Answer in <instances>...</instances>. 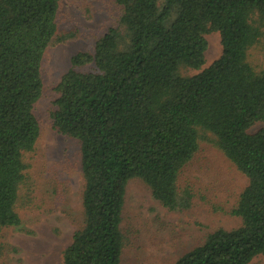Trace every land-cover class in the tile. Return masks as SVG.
<instances>
[{"label": "trees", "instance_id": "16d2710c", "mask_svg": "<svg viewBox=\"0 0 264 264\" xmlns=\"http://www.w3.org/2000/svg\"><path fill=\"white\" fill-rule=\"evenodd\" d=\"M60 1L0 0V264L3 232L21 225L30 185L44 53L77 37L59 29ZM115 2L117 23L71 57L55 87L53 128L79 142L84 179L83 222L63 264H121L134 178L164 207L190 208L194 193L179 181L204 141L248 179L230 212L241 224L211 232L173 264H264V126L252 131L264 122V0ZM213 32L222 52L204 66Z\"/></svg>", "mask_w": 264, "mask_h": 264}, {"label": "rangeland", "instance_id": "374dc122", "mask_svg": "<svg viewBox=\"0 0 264 264\" xmlns=\"http://www.w3.org/2000/svg\"><path fill=\"white\" fill-rule=\"evenodd\" d=\"M121 13L115 0L60 1L59 29L75 31L77 37L44 53L43 93L35 105L41 131L35 151L28 155L30 185L23 190L27 205L20 208L21 225L3 232L1 264H63V251L83 222L84 179L79 142L53 128L52 112L58 97L55 87L70 68L71 57L79 51H93L97 39L117 23ZM207 40L204 66L222 52L219 32L207 35ZM82 69L90 71L92 67ZM263 126L264 122H259L252 131ZM179 183L194 193L188 209L170 210L153 197L141 179L130 180L122 221L125 247L121 264H173L211 232L241 224V218L230 212L248 179L212 143L200 144ZM250 264H263V257Z\"/></svg>", "mask_w": 264, "mask_h": 264}]
</instances>
